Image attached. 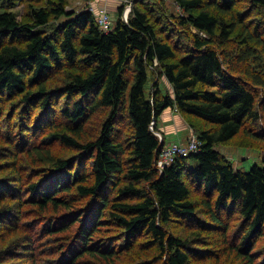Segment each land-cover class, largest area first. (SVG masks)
<instances>
[{"label":"trees","instance_id":"16d2710c","mask_svg":"<svg viewBox=\"0 0 264 264\" xmlns=\"http://www.w3.org/2000/svg\"><path fill=\"white\" fill-rule=\"evenodd\" d=\"M174 1L106 33L90 6L0 0V264H264V166L216 149L242 134L264 162V0ZM170 108L200 151L161 170Z\"/></svg>","mask_w":264,"mask_h":264},{"label":"rangeland","instance_id":"374dc122","mask_svg":"<svg viewBox=\"0 0 264 264\" xmlns=\"http://www.w3.org/2000/svg\"><path fill=\"white\" fill-rule=\"evenodd\" d=\"M135 1L136 0H110L108 2V5H106L105 7H103L102 9H100V6H98V10H108L109 12H111V22H113V25L116 24L117 20L119 19V10L118 8L122 5H126L127 6L125 7V10H124V19L123 20H127V18L129 17V14L132 10L133 7H135ZM167 5H168V8L174 12V13H177L178 15L181 14V12L179 11L178 9V6L176 5L175 1L174 0H165ZM87 5V2H85L84 0H70L68 6H69V9L70 11H76L77 13L78 12H81L83 10H86V9H89L91 7V3L89 2V5ZM128 5H131V7L129 8ZM90 6V7H89ZM104 6V5H103ZM244 6V5H243ZM17 15H18V18L21 20L22 19V16L24 14V7L23 6H16V7H13L12 8ZM97 12V13H100ZM55 84H58L56 82H54ZM167 87L170 89L171 86L165 81V80H162L161 81V85H160V89H162L164 92H166V89ZM145 89H146V95L147 97L149 98L151 96V92L152 90H154V87H153V83L151 80L148 81V83L146 84L145 86ZM179 114V113H178ZM180 117L182 118V120L184 121V123L186 124V130L188 131V134L187 136L189 137L188 139H185L184 141L185 142H182L181 143H185L187 144L188 143V140L190 139V137L192 135H194V131L192 129V127L188 124V121L185 119L184 116H182L181 114H179ZM97 117V116H96ZM49 119H46L45 120V124L48 122ZM96 121H93L89 126H87V131L88 132H92L96 126ZM159 126V131H160V138L163 140L164 139V144L163 146L166 147L168 146L169 142H172V139H168V134H169V129L163 127V126ZM264 126V124H263ZM253 128H259V125L257 123L256 124H253L252 125ZM180 128H182L180 126ZM247 137H245L244 135H240L239 137H237L235 140H233L232 142H230L229 144L227 145H217L216 146V149L218 151H220L225 157H227L234 165V167L236 168V170H240V171H243V172H249L252 167L255 165V164H258L259 166H264V162H263V157H262V150H261V147L263 146L261 143H256L254 142L251 146L249 144H246V143H249L247 141ZM173 144V143H171ZM170 145V144H169ZM191 166H195V162L192 160L191 161ZM197 196H194L193 198L195 200H197ZM188 226V225H186ZM173 228V231L177 232H182V233H185V232H189V229L188 227H186L187 229H184L182 227H177V229L175 227H172ZM183 229V230H181ZM230 235H232V231L229 232ZM205 237H208L206 241H208L207 243V247L206 248H209V253L213 252V253H218L220 254L221 252V248H223V246H218L217 243L219 241H221L222 238H217V237H213V236H208V235H205ZM230 240L234 241V238L231 236L229 237ZM212 244V245H211ZM225 247H227V245H225ZM213 250V251H211ZM263 252V250H262ZM220 256V259H223L224 256L222 255H219ZM214 259H210L209 261L206 260V255H203V256H200V257H193L192 261H191V264H216L214 263Z\"/></svg>","mask_w":264,"mask_h":264},{"label":"built area","instance_id":"2783aa9c","mask_svg":"<svg viewBox=\"0 0 264 264\" xmlns=\"http://www.w3.org/2000/svg\"><path fill=\"white\" fill-rule=\"evenodd\" d=\"M130 8L131 5H128ZM92 9V8H91ZM111 12L108 10L100 11L97 14V21L102 30L106 33L110 32L113 28V22H111ZM200 151V142L195 135H192L187 144L173 143L166 147H163L158 161V166L161 170L170 164H173L177 157H187L192 153Z\"/></svg>","mask_w":264,"mask_h":264},{"label":"crops","instance_id":"0c3cea01","mask_svg":"<svg viewBox=\"0 0 264 264\" xmlns=\"http://www.w3.org/2000/svg\"><path fill=\"white\" fill-rule=\"evenodd\" d=\"M109 1L110 0H108V2ZM108 2L107 0H91L90 1L91 8L94 13L95 12L97 13L100 11L98 10L99 8L98 6H100V9H102L103 7L108 5ZM159 125L169 129L168 139L170 138L172 139V142H169V144L181 143V141L185 142L184 140L189 138L187 136L188 131L186 130L187 129L185 126L186 124L184 123V121L182 120V118L180 117V115L178 114L176 110H172L170 108L164 111V113L161 115L159 119ZM180 126L182 128H180Z\"/></svg>","mask_w":264,"mask_h":264}]
</instances>
